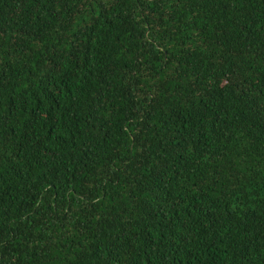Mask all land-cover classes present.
Returning a JSON list of instances; mask_svg holds the SVG:
<instances>
[{
  "label": "trees",
  "instance_id": "16d2710c",
  "mask_svg": "<svg viewBox=\"0 0 264 264\" xmlns=\"http://www.w3.org/2000/svg\"><path fill=\"white\" fill-rule=\"evenodd\" d=\"M0 264H264V0H0Z\"/></svg>",
  "mask_w": 264,
  "mask_h": 264
}]
</instances>
